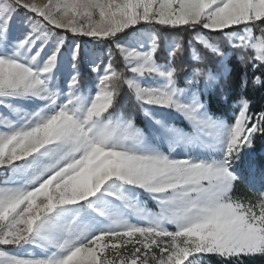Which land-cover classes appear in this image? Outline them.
<instances>
[{
	"label": "snow or ice",
	"instance_id": "6c2138e0",
	"mask_svg": "<svg viewBox=\"0 0 264 264\" xmlns=\"http://www.w3.org/2000/svg\"><path fill=\"white\" fill-rule=\"evenodd\" d=\"M141 23L195 33L189 46L215 63L179 86L181 41H165L164 64L149 31L121 42L118 34ZM212 41L246 69H264V0H0V107L8 112L0 114V264L264 258V166L244 161L264 137V110L250 114L241 96L230 120L210 111L205 97L229 73V51ZM102 42L122 57L121 70L111 47L98 50ZM121 84L142 127L118 114ZM241 182L260 188L234 197Z\"/></svg>",
	"mask_w": 264,
	"mask_h": 264
},
{
	"label": "trees",
	"instance_id": "16d2710c",
	"mask_svg": "<svg viewBox=\"0 0 264 264\" xmlns=\"http://www.w3.org/2000/svg\"><path fill=\"white\" fill-rule=\"evenodd\" d=\"M145 24H138L132 28L126 30V33L118 34L121 42L127 40L129 35L132 32H135L138 29H145ZM150 32L153 35L158 36L160 43H164L163 37L170 38L175 37L181 41L183 46V52L179 53L175 58L174 64L178 68L182 69L177 76L178 85L183 87L185 84L184 78L191 74V71L197 66L204 65H213L215 63L216 58L212 57L207 50L203 49L201 45H194L192 47L191 53H188V42L191 40L192 36L195 34L190 31H185L181 28H171V27H162L159 25H152ZM203 32V30H201ZM242 32V26H241ZM259 35V31L256 32ZM71 38V35L69 34ZM80 39H88V38H80ZM213 43H220L221 47L229 51V73L227 74L224 81H222L219 87H216L215 91L212 94L206 96V103H208V107L211 112L219 114L222 118L227 117L229 111L231 110L230 106L235 104L236 101L241 97H245L248 99L250 103V114L257 113L261 110H264V83L261 84H253L252 81L255 76H261V80L264 81V69L253 72L251 66L247 69L240 63L238 54H234V50H231L230 47L226 43H222L219 41H212ZM112 45L109 42H102L101 47L98 49L100 51H104L106 48H110ZM163 48V44H161L160 49L156 53L155 59L158 63L164 64L167 62L168 56L163 53L161 50ZM192 53L198 54L200 61L195 62L191 59ZM249 55L251 53H248ZM117 59L113 55V62L117 63ZM201 61L203 64H201ZM122 62V61H121ZM119 66V64H118ZM87 73H85V80H91L92 74L86 69ZM243 80H247V86L241 87V83ZM222 88V89H221ZM227 98V99H225ZM126 109V112L133 111L134 113H139V106L135 104L134 98L131 93L127 89V85L121 84V93L118 97L117 102V110ZM124 112L125 116L127 113ZM262 137L257 136L254 147L257 149L261 143L259 140ZM235 192V190H234ZM210 264H221L220 261H217L213 257L208 258ZM242 264H264V258L257 257L253 260L245 259L242 261Z\"/></svg>",
	"mask_w": 264,
	"mask_h": 264
},
{
	"label": "rangeland",
	"instance_id": "374dc122",
	"mask_svg": "<svg viewBox=\"0 0 264 264\" xmlns=\"http://www.w3.org/2000/svg\"><path fill=\"white\" fill-rule=\"evenodd\" d=\"M38 2H45V0H38ZM141 24H143V23H141ZM140 25V24H139ZM146 25V27H145V29H138V30H147V31H149L150 32V30L151 31H153L152 29H151V26L152 25H147V24H145ZM137 26V25H136ZM134 27V26H133ZM162 27H164V26H162ZM132 28V27H131ZM138 30H136L135 32H132L130 35H129V37L128 38H130L132 35H134V34H137V32H138ZM151 33V32H150ZM152 34V33H151ZM71 35V34H70ZM153 35V34H152ZM158 37V36H157ZM171 38H175V37H170V38H166V37H163L162 39H163V41H164V43H160V45L161 44H163V48H162V52L163 53H165L167 56H168V52H167V50H166V47H165V41L166 40H168V39H171ZM159 39V38H158ZM175 39H177V40H179L178 38H175ZM127 42V40L125 39V41L124 42H122V43H126ZM112 48V51H113V54H114V56H115V58L118 60L117 61V63L116 62H113L114 63V67L119 71V70H121L122 68H123V60H122V57H120V55H119V53L116 51V49L114 48V46H112L111 47ZM108 50V48H106L103 52H106ZM100 51V50H99ZM191 51H192V47L191 46H189V43H188V53H191ZM210 53V52H209ZM193 54H195V53H192V56H191V59L193 60V61H195V62H198L197 60H194L193 59ZM211 54V53H210ZM195 56H197L198 57V54L196 55L195 54ZM212 57H214V56H212ZM215 58V57H214ZM107 60V57L105 56V61ZM122 61V62H121ZM118 64H119V66H118ZM103 67V65H101V68ZM89 71V70H88ZM85 73H87V71H86V69H85ZM126 75H131L130 73H126ZM190 75V74H189ZM92 78H93V76H92ZM184 81H185V78H184ZM220 85V84H219ZM219 85L217 86V87H219ZM203 86V82H201V87ZM222 89V88H221ZM205 102H206V98H205ZM235 104H232L231 106H230V108H231V110L229 111V114H228V116L227 117H225V119H227V120H230L231 119V117H232V115H233V106H234ZM28 107H31L30 105L28 106ZM126 109H122V110H117L118 111V114H123L124 112H126L125 111ZM127 114L125 115V117H127V116H129V115H132V116H134L135 117V122H136V125L138 126V127H142L143 126V124H144V122H145V118H144V116H143V114H142V112L141 111H139V113H134L133 111H130V112H126ZM0 114H4V115H8V112H7V110L6 109H4V108H2V107H0ZM224 118V117H223ZM172 119L174 120V122H175V124H176V126L177 127H181V128H184V130H188L187 128H186V122H184L183 120H182V118H180V117H178L176 114H173V116H172ZM257 136H259V135H257ZM259 143H261V145L257 148V149H255V147L253 146V148L252 149H249V150H246V153H245V155H244V161L245 162H247V161H251V162H253L257 167H260V166H264V137H262L260 140H259ZM164 150L165 151H167V146L165 145V148H164ZM172 155L173 156H176V157H184L185 155H186V153H185V151L184 150H176V151H174V152H172ZM4 179V177L2 176V175H0V181H2ZM259 188H260V186L257 184V185H255L254 187H250L248 184H246V183H237L236 184V186H235V192H233V196L234 197H237V198H252V197H254V195H255V191L256 190H259ZM142 199L145 201V204H146V206L148 207V208H150V209H152V210H155V205H154V203L151 201V200H149V199H147V197L146 196H143L142 197ZM169 228H170V230H174V229H172V227L171 226H169ZM0 247H2V246H0ZM9 251H13V252H15L16 251V249H14V248H12L11 246H9V249H8ZM31 251V250H30ZM21 254H23V253H21ZM35 254H37V255H39V250H35ZM213 258H215L217 261H220L221 262V260H220V258H218V257H214V256H212ZM209 257L208 256H206L205 258H204V264H210V262L208 261L209 259H208Z\"/></svg>",
	"mask_w": 264,
	"mask_h": 264
}]
</instances>
